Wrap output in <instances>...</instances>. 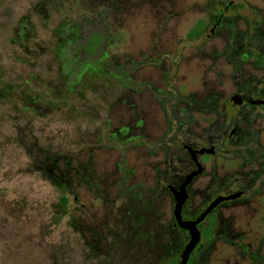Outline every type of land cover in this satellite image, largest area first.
<instances>
[{"label":"rangeland","instance_id":"obj_1","mask_svg":"<svg viewBox=\"0 0 264 264\" xmlns=\"http://www.w3.org/2000/svg\"><path fill=\"white\" fill-rule=\"evenodd\" d=\"M242 94L264 100V0H0V264H177L190 143L215 153L187 220L240 195L187 264H264V107Z\"/></svg>","mask_w":264,"mask_h":264},{"label":"water","instance_id":"obj_2","mask_svg":"<svg viewBox=\"0 0 264 264\" xmlns=\"http://www.w3.org/2000/svg\"><path fill=\"white\" fill-rule=\"evenodd\" d=\"M259 103H264L263 101ZM187 149L192 161L196 165V169L190 173H188L183 182L175 187L171 184L167 185L168 190L173 196L174 199V209H173V217L175 224L180 228L186 230L189 234V242L183 248L180 253L177 264H187L190 258L191 253L195 250L198 245L201 237V233L199 231L198 225L202 223L205 218L219 205V203L225 199H233L240 195V193H236L235 195L229 196L227 198H223L221 196H217L212 200L210 204H208L205 208L201 210V212L194 217L193 219L187 220L183 217V207L187 203L189 199L188 186L193 182V180L201 175L204 171L202 164L199 161V156L203 154H214L215 146L203 147L200 149H195L193 145L190 143L185 146Z\"/></svg>","mask_w":264,"mask_h":264},{"label":"flooded vegetation","instance_id":"obj_3","mask_svg":"<svg viewBox=\"0 0 264 264\" xmlns=\"http://www.w3.org/2000/svg\"><path fill=\"white\" fill-rule=\"evenodd\" d=\"M235 100L238 101V102H240V103H243L245 101L246 102L248 101V102H250L251 105H254V106H263L264 107V103H259L261 101L264 102V100L254 99L249 94L239 95L238 97H236ZM236 127H237V122H235L233 130L230 132V134H228L229 137H231V136H233L235 134ZM175 187H177V186H175ZM184 209H185V206L183 207V217H184V219H187L186 216L184 215ZM174 226L180 228L178 225L175 224V222H174ZM180 229H182V228H180ZM182 230H184V229H182Z\"/></svg>","mask_w":264,"mask_h":264},{"label":"trees","instance_id":"obj_4","mask_svg":"<svg viewBox=\"0 0 264 264\" xmlns=\"http://www.w3.org/2000/svg\"><path fill=\"white\" fill-rule=\"evenodd\" d=\"M219 17H220V15H218V16H216V21H219ZM101 41V37L99 36V35H93L92 37H90V39H89V46H91V48H90V52H93L94 51V42L95 43H99ZM86 69H88V68H86ZM88 71V70H87ZM89 71H97L96 69H90ZM86 72V71H85Z\"/></svg>","mask_w":264,"mask_h":264}]
</instances>
